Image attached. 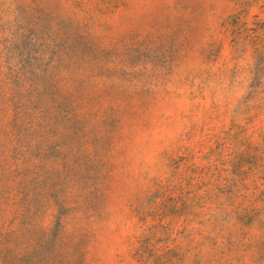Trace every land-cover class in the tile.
Here are the masks:
<instances>
[{
	"label": "rangeland",
	"instance_id": "374dc122",
	"mask_svg": "<svg viewBox=\"0 0 264 264\" xmlns=\"http://www.w3.org/2000/svg\"><path fill=\"white\" fill-rule=\"evenodd\" d=\"M0 264H264V0H0Z\"/></svg>",
	"mask_w": 264,
	"mask_h": 264
}]
</instances>
